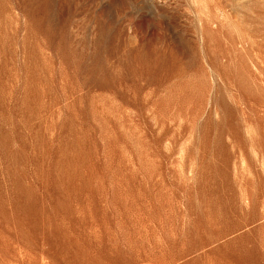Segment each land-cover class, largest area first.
Returning <instances> with one entry per match:
<instances>
[{
  "label": "rangeland",
  "instance_id": "1",
  "mask_svg": "<svg viewBox=\"0 0 264 264\" xmlns=\"http://www.w3.org/2000/svg\"><path fill=\"white\" fill-rule=\"evenodd\" d=\"M0 264H264V0H0Z\"/></svg>",
  "mask_w": 264,
  "mask_h": 264
}]
</instances>
